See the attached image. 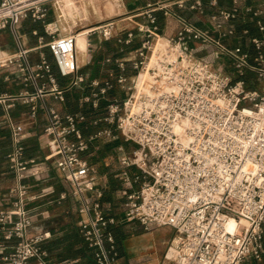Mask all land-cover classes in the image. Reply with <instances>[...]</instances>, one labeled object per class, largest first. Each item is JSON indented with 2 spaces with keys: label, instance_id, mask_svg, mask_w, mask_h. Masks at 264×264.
Listing matches in <instances>:
<instances>
[{
  "label": "built area",
  "instance_id": "1",
  "mask_svg": "<svg viewBox=\"0 0 264 264\" xmlns=\"http://www.w3.org/2000/svg\"><path fill=\"white\" fill-rule=\"evenodd\" d=\"M54 4L56 0H0V30L8 28L16 45V53L5 55L0 63L14 65L18 78L34 87L31 93L0 94L11 140L7 162L17 179L11 189L16 198L10 208L0 209V262L47 264V251L41 243L51 237L49 231L32 230L27 205L35 196L21 179L30 169L32 175L38 174V168L35 159L24 158L27 132L11 121L7 102L29 105L33 120L37 113L35 99L50 95L64 102L65 92L76 87L97 88L80 98L94 109L104 101L105 112L93 123L101 120L113 125L132 145L127 153L119 148L121 178L128 181L127 168L134 167L133 181L140 182L136 191H121L125 197L124 219L136 220L146 229L153 224L174 230L164 254L168 264L260 260L264 255V39L250 38L256 49L253 62L241 47L224 44L222 38L235 35L230 23L239 10L236 6L221 9L217 0H154L135 6L127 17L134 24L130 28H121L112 20L87 26L91 27L86 33L87 51L92 35L114 41L121 52L135 45L124 57L107 55L103 60L119 70L114 82L122 97L109 99L106 95L114 88L113 82H87L80 73L76 35L86 27L62 32L56 19L45 21ZM205 5L217 9L208 15L209 27L176 12L185 9L203 14ZM245 11L259 17L264 15V5L258 9L246 7ZM158 13L177 21L173 34L161 33ZM26 17L43 23L50 39L44 42L38 37V41L49 51L58 75L69 78L64 87L57 85L43 54L39 62L30 61L18 30ZM257 26L264 30L260 20ZM241 34L247 35L248 29ZM195 43L208 46L211 58L198 56ZM224 62L229 65L228 72L223 70ZM127 64L131 75L125 73ZM248 71L254 73L251 81L258 86H248ZM45 75L49 86L38 83ZM43 108V134L50 147L44 159L61 173L79 201L78 225L83 242L94 251L96 264H114L117 252L111 227L117 221L105 215L98 201L88 200L99 198L101 192L86 153L91 140L117 136L101 129L85 140L80 129L86 121L85 113ZM229 218L235 221L234 231L227 230ZM13 238L17 243L5 251L6 242Z\"/></svg>",
  "mask_w": 264,
  "mask_h": 264
},
{
  "label": "crops",
  "instance_id": "2",
  "mask_svg": "<svg viewBox=\"0 0 264 264\" xmlns=\"http://www.w3.org/2000/svg\"><path fill=\"white\" fill-rule=\"evenodd\" d=\"M154 0H135V6L144 5L146 2ZM218 7L221 9H230L233 6L238 7V15L231 21L235 28V35L222 38V42L229 47L239 46L243 51L248 53L249 61L253 62L256 49L250 41L251 37L264 39V30L260 31L257 26V21L260 20L264 24V15L255 17L252 13L246 12V7L258 9L263 7L264 0H217ZM206 3L207 0H204ZM206 11L203 14L193 13L189 10H176V12L187 20L200 25L209 27L211 23L208 21V15L217 11L216 8H209L205 5ZM159 25L161 33L171 35L175 32L177 21L173 17H162L158 13ZM54 11L50 8L45 19L46 22L55 20ZM59 20L56 19L58 26ZM59 27V26H58ZM248 29L247 35H242L241 31ZM18 30L22 36L25 47L29 50L28 57L32 63L39 62L40 54H43L51 67V72L55 77L57 85L64 87L69 81V78H64L58 75L54 61L47 50L43 47L38 37H43V41L50 39V36L45 34L43 23L41 21H33L30 17L22 19L18 25ZM90 28L80 30L78 35L79 52L77 51V61L82 73L87 82L96 79L102 85L105 80H110L114 83V88L107 93V97L120 98L122 94L119 86L114 82V76L119 73L117 67L113 64H104L103 60L107 55H116L124 57L133 46L125 47L124 51H120L121 46L114 41H104L97 36L89 37L92 41L90 51H87L86 33ZM85 32V42L79 41V34ZM214 35H218L214 33ZM84 41V40H83ZM81 43V44H80ZM117 48L116 50L112 46ZM196 54L200 57L210 59L208 46H202L198 43L194 44ZM114 49V50H113ZM264 53V45L262 46ZM82 51V53H80ZM16 53V45L11 31L7 28L0 30V61L5 55ZM125 73L131 75L133 71L130 65L127 64ZM247 79L250 80L248 86L256 87L258 83L251 81L255 77L254 73L246 72ZM39 84L49 86L47 76L38 79ZM97 88L92 87H76L65 92V101L59 102L52 96L47 95L43 99H35L34 104L37 109L35 118L32 120L29 117L30 107L21 101L7 102L10 104L7 112L8 115L23 131L27 132V137L24 140V158H33L37 163L38 174L32 175V169L24 173L21 182L28 186L30 194L35 196V199L28 203L29 217L32 221L33 231H49L51 237L47 240L58 241L57 247L52 249L47 254V264H69L79 260L77 255L67 259L65 256L66 248L72 243V234L76 232L82 237V228L78 225L80 219L79 201L72 196L70 185L63 179L61 173L51 165L50 161L44 159L50 151L48 139L43 134L45 125L44 105L52 107L60 113L67 112H83L86 115V121L80 124L82 136L85 140L92 137L98 130L109 129L111 133L117 136L116 139H107V143L102 144L100 138L90 141L89 150L86 156L89 162L96 170L97 189L101 192L99 198L88 197L90 202L98 201L105 215L114 217L116 224L111 227L115 239V247L117 258L115 264H168L164 257L166 248L174 235V230L167 226L150 225L147 229L136 220L127 221L124 219L125 212V197L121 195V191L126 189L128 192L136 191L140 187V182L133 181V175L136 173L134 167L127 168L129 180L124 181L121 178L122 166L119 165L118 159L122 152H129L131 149L130 143L125 141L122 136H119L117 129L113 125L99 119L105 112L104 101H100L99 107L94 109L90 104H83L80 98L91 93ZM22 91L33 92L32 85H25L18 78L14 65L0 63V94H17ZM11 150L10 131L5 119V110L0 104V209H8L12 201L16 198L15 193L11 189L16 185V174L9 168L7 155ZM65 194L64 198L60 196ZM90 194V193H88ZM90 196V195H88ZM83 241V240H82ZM17 239L13 238L6 242L7 249L10 251ZM77 248V247H75ZM261 260V259H260ZM249 259L243 264H264V255L262 261ZM0 264H2L0 262Z\"/></svg>",
  "mask_w": 264,
  "mask_h": 264
},
{
  "label": "rangeland",
  "instance_id": "3",
  "mask_svg": "<svg viewBox=\"0 0 264 264\" xmlns=\"http://www.w3.org/2000/svg\"><path fill=\"white\" fill-rule=\"evenodd\" d=\"M133 7H135V0H95L94 3L92 2L90 3L89 0H83V6H80L78 8V11H73L72 15L70 14L64 15V13L61 11L59 7V3L54 4V7L52 8L54 9V15L56 16L55 18L59 20L58 22L59 29L62 32H68L70 29H72L73 32H76L81 26L86 27V28L81 29V30H85V29L91 28L87 26L99 24L100 22L106 21V20L115 21L121 28L123 27L130 28L134 24L132 21L127 19V17L131 14L130 9H132ZM58 15L60 16V18H58ZM75 23H78V24L75 25ZM93 36L95 35H92L91 37ZM79 38H80L79 41H82L84 45L85 32L82 31L79 34ZM112 48L114 47L112 46ZM222 66L225 72L229 71V65L227 63L225 62L222 63ZM83 108H86L85 103L83 104ZM117 132L119 136H121L118 130ZM100 139L102 140L103 145L107 143L106 140L108 138L100 137ZM129 145L132 146L131 144ZM262 258L260 261H262Z\"/></svg>",
  "mask_w": 264,
  "mask_h": 264
},
{
  "label": "trees",
  "instance_id": "4",
  "mask_svg": "<svg viewBox=\"0 0 264 264\" xmlns=\"http://www.w3.org/2000/svg\"><path fill=\"white\" fill-rule=\"evenodd\" d=\"M114 49L116 50L117 48L114 47ZM71 238L72 243L66 248V251L64 252L65 256L67 259H70L72 256L77 255L79 260L69 264H96L93 249L85 245V243L82 241V237L76 234V232H73ZM57 244L58 241L44 240L41 243V247L45 249L48 254L52 251V249L57 247Z\"/></svg>",
  "mask_w": 264,
  "mask_h": 264
},
{
  "label": "bare ground",
  "instance_id": "5",
  "mask_svg": "<svg viewBox=\"0 0 264 264\" xmlns=\"http://www.w3.org/2000/svg\"><path fill=\"white\" fill-rule=\"evenodd\" d=\"M56 1H57V3H59V7H60L61 11L64 13V15L65 14L72 15L73 11H78V8L80 6H83V0H56ZM89 1H90V3L91 2L94 3L95 0H89ZM101 3H103V2H101ZM92 7H94V6H92ZM93 10H94V8H93ZM84 12H85V10H84ZM76 49L79 52L80 48H79V42H78V35H76ZM80 53H82V51ZM234 229H235V221H234V219L229 218L227 221V230L228 231H234Z\"/></svg>",
  "mask_w": 264,
  "mask_h": 264
}]
</instances>
